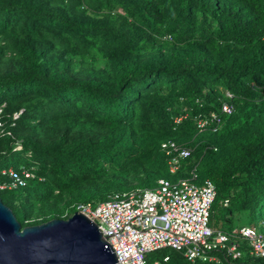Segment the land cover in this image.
<instances>
[{
    "label": "trees",
    "instance_id": "16d2710c",
    "mask_svg": "<svg viewBox=\"0 0 264 264\" xmlns=\"http://www.w3.org/2000/svg\"><path fill=\"white\" fill-rule=\"evenodd\" d=\"M9 169L30 177L11 188ZM170 175L211 182L208 227L230 237L218 263L161 248L145 264H264L232 236L253 227H213L264 225V0H0V201L20 227Z\"/></svg>",
    "mask_w": 264,
    "mask_h": 264
},
{
    "label": "built area",
    "instance_id": "2783aa9c",
    "mask_svg": "<svg viewBox=\"0 0 264 264\" xmlns=\"http://www.w3.org/2000/svg\"><path fill=\"white\" fill-rule=\"evenodd\" d=\"M232 112L230 105H221L220 114L223 117L230 116ZM179 120L176 118L174 122ZM208 121L218 126L221 116L198 119L196 127L203 129ZM161 147L168 149L174 146L167 142ZM188 153L187 150H180L176 157L167 161L169 173L176 171L179 159L186 158ZM6 173L11 188L22 186L24 179L30 177L26 172L19 175L10 169ZM192 180L170 182L159 179L154 189H135L116 194L95 207L80 204L76 206V212L96 224L117 264H145V255L161 248L182 251L189 262L218 263L217 258L208 252L222 249L230 236L208 227L209 209L214 199L211 182L205 180L196 186ZM232 234L246 241L249 256L264 258V238L261 234L252 228H240ZM225 254L230 259L239 258L238 244H229Z\"/></svg>",
    "mask_w": 264,
    "mask_h": 264
},
{
    "label": "water",
    "instance_id": "95a60500",
    "mask_svg": "<svg viewBox=\"0 0 264 264\" xmlns=\"http://www.w3.org/2000/svg\"><path fill=\"white\" fill-rule=\"evenodd\" d=\"M0 264H117L96 224L79 212L21 228L0 201Z\"/></svg>",
    "mask_w": 264,
    "mask_h": 264
},
{
    "label": "rangeland",
    "instance_id": "374dc122",
    "mask_svg": "<svg viewBox=\"0 0 264 264\" xmlns=\"http://www.w3.org/2000/svg\"><path fill=\"white\" fill-rule=\"evenodd\" d=\"M197 174H199V169H197ZM170 180H175L177 181L178 180V176L177 175H170V178H168ZM199 179H198V182H196L198 185L199 183ZM59 208V207H58ZM54 211L56 212V215L58 217H70L74 212V206L71 207L70 205H64L62 207H60L58 210L55 208ZM217 217H219L217 214L215 215V219H217ZM214 219V220H215ZM213 227L215 229H221V230H228V227L230 228H240V227H253V229L262 234L264 236V225L261 224L259 221H258V218L254 219L253 221H249L247 219H239V220H235L233 221L232 225H227V224H223L221 221L220 222H215V224L213 225Z\"/></svg>",
    "mask_w": 264,
    "mask_h": 264
}]
</instances>
